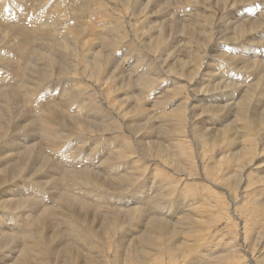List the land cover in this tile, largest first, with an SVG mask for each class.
Instances as JSON below:
<instances>
[{"label":"rangeland","instance_id":"rangeland-1","mask_svg":"<svg viewBox=\"0 0 264 264\" xmlns=\"http://www.w3.org/2000/svg\"><path fill=\"white\" fill-rule=\"evenodd\" d=\"M188 1L0 0V264H264V0Z\"/></svg>","mask_w":264,"mask_h":264},{"label":"bare ground","instance_id":"bare-ground-1","mask_svg":"<svg viewBox=\"0 0 264 264\" xmlns=\"http://www.w3.org/2000/svg\"><path fill=\"white\" fill-rule=\"evenodd\" d=\"M39 1H40V0H39ZM42 1H43V0H42ZM190 1H191V0H190ZM220 1H221V0H220ZM262 1H263V0H262ZM188 2H189V1L187 0V3H188ZM229 2H230V1H229ZM233 2H234V1L232 0V3H233ZM251 2H252V1H251ZM55 3H56V2H55ZM147 3H148V2H147ZM187 3H186V4H187ZM189 3H190V2H189ZM232 3H230V4H232ZM216 4H217V3H216ZM230 4H229V6H230ZM242 4H243V3H242ZM1 5H2V4H1ZM44 5H45V4H44ZM56 5H57V4H56ZM190 5H192V4H190ZM225 5H226V4H225ZM262 5H263V4H262ZM178 6H179V5H178ZM227 6H228V5H227ZM182 7H184V6H182ZM231 7H232V5H231ZM103 8H104V7H103ZM179 8H180V7H179ZM232 8H233V7H232ZM24 9H25V8H24ZM24 9H23V10H24ZM37 9H38V8H37ZM43 9H44V8H42V10H43ZM66 9H67V8H66ZM19 10H20V9H19ZM23 10H22V11H23ZM25 10H26V9H25ZM38 10H39V9H38ZM52 11H53V10H52ZM100 11H101V10H100ZM261 11H262V10H261ZM30 12H31V11H30ZM43 13H44V12H43ZM108 13H109V12H108ZM260 13H261V12H260ZM53 14H54V13H53ZM197 14H198V13H197ZM240 14H241V13H240ZM263 14H264V13H263ZM56 15H57V14H56ZM56 15H55V16H56ZM241 15L243 16V14H241ZM62 16H63V15H62ZM109 16H110V15H109ZM261 16H263V15H261ZM228 17H229V16H228ZM243 17H244V16H243ZM258 17H260V16H258ZM258 17L256 16V17H252V18H258ZM55 18H56V17H54V19H55ZM58 18H60V17H58ZM226 18H227V17H226ZM260 18H261V17H260ZM26 19H27V18H26ZM34 19H35V18H34ZM41 19H42V18H41ZM52 19H53V18H52ZM61 19H62V17H61ZM191 19H192V18H191ZM224 19H225V18H224ZM258 19H259V18H258ZM20 20H21V19H20ZM31 20H32V19H31ZM45 20H46V19H45ZM55 20H57V19H55ZM189 20H190V19H189ZM226 20H227V19H226ZM252 20H253V21H254V20L256 21L257 19H252ZM59 21H60V20H59ZM59 21H56V22H59ZM239 21H240V20H239ZM243 21H244V20H243ZM257 21H258V20H257ZM257 21H256V22H257ZM259 21H260V20H259ZM259 21H258V22H259ZM261 21H262V20H261ZM20 22H21V21H20ZM60 22H61V21H60ZM211 22H212V21H211ZM219 22H220V21H219ZM245 22H246V21H245ZM248 22H250V21H248ZM31 23H32V22H31ZM48 23H49V19H48ZM48 23H47V25H48ZM187 23H188V22H187ZM232 23H233V22H231V24H232ZM240 23H243V22L241 21ZM240 23H239V24H240ZM261 23L263 24V22H260V23H259V26L261 25ZM45 24H46V23H45ZM224 24H225V23H224ZM234 24H235V22H234ZM237 24H238V22H237ZM243 24H244V23H243ZM255 24H257V23H255ZM255 24H253V25L255 26ZM34 25H35V24H34ZM186 25H187V24H186ZM246 25H247V24H246ZM253 25H251V26L253 27ZM44 26L46 27V25H44ZM112 26H113V25H112ZM237 26L239 27V25H237ZM237 26H236V27H237ZM241 26H242V25H241ZM247 26H248V25H247ZM261 26H262V25H261ZM23 27H24V26H23ZM25 27H27V26H25ZM244 27H245V26H244ZM249 27H250V25L248 26V30H251V27H250V28H249ZM262 27H264V26H262ZM19 28H20V27H19ZM115 28H116V27H115ZM224 28H225V27H224ZM241 28H243V27H241ZM241 28H240V29H241ZM255 28H256V27H255ZM258 28H259V27H258ZM27 29H29V28L27 27ZM48 29H49V28H48ZM171 29H172V28H171ZM226 29H227V28H226ZM226 29H225V31H226ZM245 29H246V27H245ZM256 29H257V28H256ZM20 30H22V29H20ZM23 30H24V29H23ZM23 30H22V31H23ZM242 30H243V29H242ZM26 31H27V30H26ZM29 31H30V30H29ZM29 31H28V32H29ZM31 31H32V30H31ZM31 31H30V32H31ZM50 31H51V30H50ZM74 31H75V30H74ZM222 31H224V30H222ZM230 31H231V30H230ZM232 31H236V28H235L234 30L232 29ZM232 31H231V32H232ZM17 32H18V31H17ZM228 32H229V31H228ZM18 33H19V32H18ZM23 33H25V32H23ZM50 33L52 34V32H50ZM55 33H56V31H55ZM57 33H58V32H57ZM233 33H234V32H233ZM256 33H257V32H256ZM20 34H21V32H20ZM48 34H49V33H48ZM66 34H67V33H66ZM236 34L239 35V34L237 33V31H236ZM24 35L26 36V34H24ZM53 35H54V34H53ZM205 35H206V34H205ZM237 35H236V36H237ZM263 35H264V32H262V36H263ZM21 36H22V34H21ZM27 36H28V35H27ZM16 37H17V36H16ZM22 37H23V36H22ZM77 37H78V36H77ZM23 38H26V37H23ZM205 38H206V37H205ZM219 38H220V37H219ZM229 38H230V37H229ZM238 38H239V37H238ZM26 39H28V38H26ZM217 39H218V38H217ZM23 40H24V39H23ZM189 41H190V40H189ZM9 42H10V41H8V43H9ZM25 42H26V41H25ZM18 43H19V41H18ZM10 44H11V42H10ZM26 44H27V43H26ZM29 44H30V43H29ZM68 44H69V43H68ZM104 44H105V43H104ZM28 46H29V45H28ZM231 47H232V46H231ZM28 48H29V47H28ZM260 48H261V47H260ZM257 49H258V48H257ZM262 49H263V48H261L260 51H263ZM26 50H27V49H25V51H26ZM87 50H88V49H87ZM253 50H254V49H253ZM21 51H22V50H20V52H21ZM30 51H31V53H34V52L32 51V48H31ZM23 52H24V50H23L22 53H20V54H24ZM104 53H105V52H104ZM182 53H183V52H182ZM20 54H18V55H20ZM27 54H29V53L27 52ZM250 54H251V53H250ZM259 54H260V53H259ZM261 54H262V53H261ZM14 55H15V54H14ZM100 55H101V54H100ZM105 55H106V54H105ZM172 55H173V53H172ZM21 56H22V55H21ZM23 56H24V55H23ZM31 56H32V55H31ZM34 56H35V55H34ZM88 56H89V55H88ZM224 56H226V55H224ZM255 56H256V55H255ZM258 56H260V55H258ZM98 57H99V56H98ZM226 57H227V56H226ZM21 58H22V57H21ZM31 58H32V57H31ZM34 58H35V57H34ZM91 58H92V56H91ZM26 59H27V58H26ZM176 59H177V58H176ZM179 59H180V58H179ZM229 59H230V58H229ZM20 60H21V59H20ZM35 60H36V59H35ZM45 60H46V59H45ZM91 60H92V59H91ZM33 61H34V60H33ZM28 62H29V61H28ZM36 62H39V61L36 60ZM43 62H44V61H43ZM118 62H119V61H118ZM40 63H41V62H40ZM94 63H95V62H94ZM97 63H98V62H97ZM99 63H100V62H99ZM105 63H106V62H105ZM35 64H37V63H35ZM31 65H33V64L31 63ZM31 65H29V66H31ZM85 65H86V64H85ZM123 66H124V65H123ZM94 67H95V64H94ZM31 68H32V67H31ZM33 68H34V67H33ZM33 68H32V69H33ZM37 68H38V67H37ZM46 68H48V67H46ZM90 68H93V66L91 65ZM95 68H96V67H95ZM98 68H99V67H98ZM29 69H30V67H29ZM35 69H36V68H35ZM100 69H101V67H100ZM37 70H38V69H37ZM98 71H99V70H98ZM30 72H31V71H30ZM36 72H37V71H36ZM49 72H50V71H49ZM38 73H39V72H38ZM194 73H195V72H194ZM211 73H212V72H211ZM31 74H32V72L30 73V75H31ZM34 74H35V73H34ZM34 74H33V75H34ZM9 75H10V74H9ZM211 75H212V74H211ZM28 76H29V75H28ZM40 76H41V74H40ZM80 76L83 77L82 75H80ZM88 76H89V75H88ZM209 76H210V74H209ZM35 77H36V76H35ZM44 77H45V76H44ZM213 77H214V76H213ZM215 77H216V76H215ZM31 78H32V77H31ZM89 78H90V77H89ZM85 79H86V78H85ZM39 80H40V79H39ZM78 80H79V79H78ZM87 80H88V79H87ZM203 80H204V79H203ZM28 81H29V79H27V83H29ZM2 82H3V81H2ZM2 82H1V83H2ZM25 82H26V81H25ZM37 82H38V81H37ZM19 83H20V82H19ZM27 83H24V84L22 83V84H23V85H25V84L27 85ZM30 83H31V82H30ZM35 83H36V82H35ZM16 84H17V83H16ZM22 84H21V85H22ZM31 85H32V84H31ZM34 85H35V84H34ZM77 85H78V84H77ZM79 86H80V87L77 86V89L80 88V90H81V85H79ZM32 87H33V85H32ZM61 87H62V86H61ZM212 87H213V86H212ZM2 88H4V87H2ZM83 88H84V87H83ZM4 89H5V88H4ZM32 89H33V88H32ZM62 89H63V88H62ZM74 89H75V88H74ZM203 89H204V88H203ZM6 90H7V89H6ZM30 90H31V87H30ZM33 90H34V89H33ZM82 90H83V89H82ZM82 90H81V91H82ZM1 91H2V90H1ZM1 91H0V92H1ZM18 91H19V90H18ZM34 91H35V90H34ZM34 91H33V92H34ZM57 91H59V90H57ZM67 91H68V89H66V92H67ZM72 91H73V90H72ZM74 91H75V90H74ZM10 92H11V91H10ZM76 92H78V91H76ZM76 92H75V93H76ZM7 93H9V92H6V93L2 92V95H0V98H1V97L4 98L6 95L8 96ZM35 93H36V92H35ZM9 94H10V93H9ZM14 94H15V93H14ZM76 94H77V93H76ZM10 95H11V94H10ZM35 95H36V94H35ZM74 95H75V94H74ZM25 96H26V95H25ZM59 96H60V95H59ZM65 96H66V95H65ZM67 96H68V95H67ZM72 96H73V95H72ZM28 97H30V96H28ZM34 97H35V96H34ZM70 97H71V96H70ZM70 97H69V98H70ZM73 97H74V96H73ZM73 97H72V99H73ZM78 97H79V96H78ZM88 97H89V96H88ZM206 97H207V96H206ZM10 98H11V97H10ZM17 98H18V97H17ZM60 98H61V97H60ZM81 98H82V97H81ZM170 98H171V97H170ZM25 99H26V98H25ZM82 99H83V98H82ZM82 99H81V100H82ZM90 99H91V98H90ZM247 99H248V98H247ZM11 100H12V99H11ZM58 100H59V99H58ZM62 100H64V99H62ZM76 100H77V99H76ZM79 100H80V97H79ZM13 101H15V100H13ZM18 101H19V100H18ZM18 101H17V102H18ZM31 101H32V100H31ZM85 101H86V100H85ZM85 101H83V102H85ZM94 101H95V100H94ZM238 101H239V100H238ZM23 102H24V101H23ZM64 102H67V101L65 100ZM72 102H73V101H72ZM83 102H82V103H83ZM13 103H14V102H13ZM36 103H37V102H36ZM53 103H54V102H53ZM78 103H79V102H78ZM87 103H88V102H87ZM16 104H18V103H16ZM70 104H72V103H70ZM85 104H86V102H85ZM89 104H90V106H92L91 103H89ZM235 104H236V103H235ZM22 105H23V104H22ZM74 105H75V104H74ZM36 106H37V105H36ZM65 106H66V105H65ZM75 106H78V105H75ZM79 106H80V104H79ZM38 107H39V105H38ZM65 108H66V107H65ZM75 108H76L77 111H78V108H77V107H75ZM83 108H84V106H83ZM83 108H82V109H83ZM192 108H193V107H192ZM239 108H240V107H239ZM220 109H221V108H220ZM68 110H69V109H68ZM83 110H84V109H83ZM83 110H82V111H83ZM98 110H99V109H98ZM148 110H149V109H148ZM239 110H240V111H243V110H241V109H239ZM46 111H47V110H46ZM64 111H65V110H64ZM79 111H81V109H80ZM84 111H85V110H84ZM84 111H83V112H84ZM92 113H94L93 109H92ZM26 114H27V113H26ZM86 114H87V113H86ZM168 114H169V113H168ZM6 115H9V114H6ZM81 115H82V113H81ZM261 115H262V114H261ZM60 116H61V114H60ZM86 116H87V115H86ZM1 117H3V116H1ZM8 117H9V116H7V118H8ZM77 117H78V116H77ZM80 117H82V116H80ZM237 117L239 118L240 116H237ZM28 118H29V117H28ZM8 119H9V118H8ZM49 119H50V118H49ZM76 119H77V118H76ZM82 119H83V118H82ZM88 119H89V118H88ZM109 119H110V118H108V120H109ZM6 121H7V120H6ZM10 121H11V120H10ZM45 121H47V120H45ZM75 121H76V120H75ZM84 121H85V119H84ZM251 121H253V120H251ZM1 122H2V121H1ZM8 122H9V121H8ZM29 122H30V121H29ZM47 122H48V121H47ZM88 122H91V121H87V123H88ZM92 122H94V120H93ZM95 122L98 123V120H97V121L95 120ZM95 122H94V124H95ZM6 123H7V122H6ZM38 123H39V122H38ZM81 123H82V122H81ZM83 123H84V122H83ZM31 124H32V123H31ZM41 124H42V123H41ZM50 124H51V123H50ZM50 124H49V125H50ZM52 124H53V123H52ZM73 124H74V122H73ZM90 124H92V123H88V124H86V125L89 126ZM6 125H7V124H6ZM45 125H46V123H45ZM47 125H48V124H47ZM47 125H46V126H47ZM74 125H75V124H74ZM76 125H77V124H76ZM232 125H233V124H232ZM252 125H254V124H252ZM1 126H2V125H1ZM17 126H18V125H17ZM19 126H20V125H19ZM32 126H33V125H32ZM43 126H44V124H43ZM43 126L41 127L42 129L45 128V127H43ZM51 126H52V125H51ZM77 126H79V125H77ZM93 126H94V125H93ZM95 126H96V125H95ZM98 126H99V125H98ZM105 126H106V125H105ZM38 127H39V126H38ZM226 127H227V125H226ZM0 128H2V127H0ZM5 128H6V127H4V129H5ZM7 128H8V127H7ZM23 128H24V127H23ZM32 128H35V127H32ZM89 128H90V127H89ZM97 128H98V127H97ZM97 128H96V129H97ZM4 129H3V130H4ZM46 129H47V128H46ZM93 129H94V128H93ZM0 130H2V129H0ZM8 130H9V129H8ZM39 130H40V129H39ZM34 131H35V129H34ZM53 131H54V130H53ZM4 132H5L4 134H6V131H5V130H4ZM30 132H31V131H30ZM92 132H93V131H92ZM0 133H1V132H0ZM2 133H3V132H2ZM14 133H15V132H14ZM47 133H48V132H47ZM29 134H30V133H29ZM31 134H32V133H31ZM38 134H39V133H38ZM98 134H99V133H98ZM50 135H51V134H50ZM245 135H246V134H245ZM20 136H21V135H20ZM26 136H27V135H26ZM30 136H31V135H30ZM33 136H34V135H33ZM33 136L31 137L32 139H33ZM44 136H45V135H44ZM55 136L57 137V136H59V135L57 134V135H55ZM34 137H35V136H34ZM45 137H46V136H45ZM244 138H245V137H244ZM17 139H18V138H17ZM25 139H26V138H25ZM245 139H246V138H245ZM30 140H31V139H30ZM37 140H39V139H37ZM65 140H66V138H65ZM25 141H26V140H25ZM25 141H24V142H25ZM33 141H34V139H33ZM33 141H32V143H33ZM22 142H23V141H22ZM24 142H23V144H24ZM26 142H27V141H26ZM29 142H30V141H29ZM63 142H64V141H63ZM84 142H85V141H84ZM15 143H16V142H15ZM15 143H14V144H15ZM32 143H31V144H32ZM60 143H61V142H60ZM242 143H243V142H242ZM29 144H30V143H29ZM33 144H34V143H33ZM33 144H32V145H33ZM85 144H86V143H85ZM108 144H109V143H108ZM27 145H28V144H27ZM61 145H62V144H61ZM30 146H31V145H30ZM23 147H24V145H23ZM88 147H89V146H88ZM16 148H17V147H16ZM18 148H19V147H18ZM20 148H21V145H20ZM54 148H55V147H54ZM54 148H53V149H54ZM78 148H79V147H78ZM101 148H102V147H101ZM107 148H109V146H108ZM241 148H242V147H241ZM31 149H32V148H31ZM31 149L27 150V149H26V146H25V147H24V152L27 150V151L25 152V154H26L27 152H30ZM44 149H45V148H44ZM63 149H64V148H63ZM90 149H91V148H90ZM54 150H55V149H54ZM65 150H66V149H65ZM101 150H102V149H101ZM109 150H110V149H109ZM35 151H36V150H35ZM66 151H67V150H66ZM104 151H105V150H104ZM104 151H103V152H104ZM31 152H32V155H33V151H31ZM40 152H42V151L40 150ZM40 152H39V153H40ZM69 152H70V151H69ZM105 152H106V151H105ZM109 152H110V151H109ZM109 152H108L107 154H109ZM113 152H114V151H113ZM113 152H110V153L112 154ZM35 153H36V152H35ZM124 153H125V151H124ZM124 153H123V154H124ZM238 153H239V152H238ZM30 154H31V153H30ZM41 154H42V153H41ZM68 154H69V153H68ZM89 154H90V153H89ZM99 154H101V153H99ZM20 155H21V154H20ZM37 155H38V154H37ZM39 155H40V154H39ZM39 155H38V156H39ZM61 155H62V154H61ZM69 155H70V154H69ZM78 155H79V154H78ZM16 156H17V155H16ZM63 156H64V155H63ZM63 156H62V157H63ZM94 156H95V155H94ZM98 156H99V155H98ZM121 156H122V155H121ZM124 156H125V155H124ZM31 157H32V156H31ZM35 157H36V156H35ZM43 157H44V156H43ZM70 157H71V156H70ZM105 157L108 159V155H105ZM109 157H110V156H109ZM39 158H41V157H39ZM39 158L37 157V159H39ZM58 158H59V157H58ZM64 158H66V157L64 156ZM64 158H62V159H64ZM71 158H72V157H71ZM19 159H20V158H19ZM23 159H24V158H23ZM32 159H33V158H32ZM41 159H42V158H41ZM111 159H113V157H112ZM114 159H115V158H114ZM34 160H35V159H34ZM64 160H65V159H64ZM81 160H82V159H81ZM88 160H89V159H88ZM103 160H104V159H103ZM22 161H23V160H22ZM27 161H28V160H27ZM86 161H87V160H86ZM101 161H102V160H101ZM104 161H105V160H104ZM113 161L116 162L117 160H116V161L113 160ZM113 161H112V163H113ZM120 161H122V160H120ZM23 162H24V161H23ZM29 162H30V161H29ZM64 162H65V161H64ZM89 162H90V161H89ZM105 162H106V161H105ZM26 163H27V162H26ZM34 163H35V162H34ZM40 163H41V162H40ZM80 163H81V162H80ZM86 163H87V162H86ZM108 163L111 165L110 162H107V163H105L106 165L104 164V165H105L104 167L108 166ZM63 164H64V163H63ZM117 164H119V163H117ZM102 165H103V164H101V166H102ZM115 165H116V164H115ZM85 166H86V165H85ZM116 166H119V165H116ZM65 167H66V166H65ZM86 167H87V166H86ZM119 167H120V166H119ZM20 168H21V167H20ZM81 168H82V166H81ZM115 168H116V167H115ZM121 169H123V168H121ZM27 170H28V169H27ZM68 170H69V169H68ZM116 170H117V169H116ZM116 170H115V171H116ZM0 171H1V170H0ZM80 171H81V170H80ZM109 171H110V169L108 170V173H109ZM72 172H73V171H72ZM89 172H91V171H89ZM95 172H97V171H95ZM123 172L125 173V171H123ZM123 172H122V173H123ZM78 173H79V172H78ZM113 173H114V172H113ZM96 174H98V173H96ZM100 174H102V173H100ZM106 174H107V173H106ZM109 174H110V173H109ZM111 174H112V173H111ZM89 175H91V174H89ZM89 175H88L86 178H88ZM107 175H108V174H107ZM119 175H121V174L119 173ZM123 175H124V174H123ZM94 176H95V175H94ZM94 176H93V177H94ZM117 176H118V175H117ZM121 176H122V175H121ZM124 176H125V175H124ZM124 176H122V177H124ZM91 177H92V175H91ZM103 177H106V176L103 175ZM78 178H80V177H78ZM81 178H82V177H81ZM94 178H95V177H94ZM94 178H92V179L90 178V179L93 180ZM124 178H125V177H124ZM125 180H126V179H125ZM132 181H133V180H132ZM34 182H35V181H34ZM14 183H15V182H14ZM93 183H94V182H93ZM93 183H92V184H93ZM124 183H125V182H124ZM125 184H126V183H125ZM24 185H26V184H24ZM149 185H150V184H149ZM26 186H27V185H26ZM88 186H89V185H88ZM89 187H90V186H89ZM23 188H24V187H23ZM23 188H21V189H23ZM25 188H26V187H25ZM81 188H82V187H81ZM115 188H116V187H115ZM27 189H29V188H27ZM135 191H136V190H135ZM140 191H141V190H140ZM31 192H32V191H31ZM139 193H140V192H139ZM142 193H143V192H142ZM18 194H19V193H18ZM20 194H21V192H20ZM28 194H30V193H28ZM184 194H185V193H184ZM22 195H23V194H22ZM97 195H98V194H97ZM160 195L162 196L161 193H160ZM95 196H96V195H95ZM135 196H136V195H135ZM83 198H84V197H83ZM133 198H134V197H133ZM135 198H136V197H135ZM141 198H142V197H141ZM141 198H140V200H141ZM74 199H75V198H74ZM155 199H156V198H155ZM155 199H154V201L157 200V199H156V200H155ZM183 199H184V198H183ZM7 200H9V199H7ZM82 200H83V199H82ZM148 200H149V199H148ZM1 201H2V200H1ZM3 202H4V201H3ZM41 202H42V201H41ZM147 202H148V201H147ZM161 202H162V201H161ZM79 203H80V202H79ZM156 203H157V202H156ZM82 204H83V203L81 202V205H82ZM85 204H86V203H85ZM126 204H127V203H126ZM140 204H141V203H140ZM145 204H146V203H145ZM154 204H155V203H154ZM157 204H158V203H157ZM19 205H20V204H19ZM35 205H36V204H35ZM79 208H80V207H79ZM165 208H166V207H165ZM85 210H86V209H85ZM104 211H105V210H104ZM166 212H167V211H166ZM168 213H169V212H168ZM155 217H156V216H155ZM159 218H160V217H159ZM105 221H106V220H105ZM105 221H104V222H105ZM112 221H113V220H112ZM158 221H159V220H158ZM160 222H162V221H160ZM160 222H158V223L155 222V223L160 225ZM162 223H163V225H164L166 222H162ZM162 223H161V224H162ZM21 224H22V223H21ZM62 224H63V223H62ZM172 224H173V223H172ZM63 225H64V224H63ZM163 225H162V227H163ZM165 225H166V224H165ZM165 225H164V226H165ZM90 226H91V225H90ZM151 226H152V225H151ZM160 226H161V225H160ZM166 226H168V225H166ZM172 226H173V225H172ZM190 226H191V225H190ZM17 227H18V226H17ZM149 227H150V226H149ZM165 228H166V227H165ZM172 228H173V227H172ZM175 228H176V227H174V230H175ZM147 229H148V228H147ZM151 229H152V228H151ZM156 229H157V228H156ZM167 229H169V228L167 227ZM195 229H196V228H195ZM149 230H150V228H149ZM161 230H162V229H161ZM171 231H172V230H170V233H171ZM195 231H196V230H195ZM197 231H198V230H197ZM147 232H149V231H147ZM170 233H169V234H170ZM174 233H175V232H173V234H174ZM15 234H16V233H15ZM15 234H14V235H15ZM58 234H59V233H58ZM16 235H17V234H16ZM16 235H15V236H16ZM63 235H64V234H63ZM87 235H88V234H87ZM149 235H150V233H149ZM171 235H172V234H171ZM183 235H184V234H183ZM188 235H189V234H188ZM69 236H70V235H69ZM69 236H68V237H69ZM150 236H151V235H150ZM172 236H173V235H172ZM174 236H175V235H174ZM189 236H190V235H189ZM40 237H41V236H40ZM70 237H72V236H70ZM79 237H80V236H79ZM61 238H62V237H61ZM76 238H77V235H76ZM76 238H74V239H76ZM144 238H145V236H144ZM79 239H81V238H79ZM37 240H38V239H37ZM187 240H188V239H187ZM26 241H27V240H26ZM198 241H199V240H198ZM208 241H209V240H208ZM35 242H36V241H35ZM65 242H66V241H65ZM30 243H31V242H30ZM179 243H181V242H179ZM182 243H183V242H182ZM187 244H188V243H187ZM205 244H206V243H205ZM183 245H184V244H183ZM185 245H186V244H185ZM185 245H184V246H185ZM188 245H189V244H188ZM36 246H37V245H36ZM175 246H176V245H175ZM186 246H187V245H186ZM2 247H3V246H2ZM69 247H70V246H69ZM39 248H40V247H39ZM188 248H189V247H188ZM26 249L28 250V248H26ZM26 249H25V250H26ZM41 249H42V248H41ZM44 249H45V248H44ZM44 249H43V250H44ZM50 249H51V248H50ZM34 250H35V249H34ZM44 251H45V250H44ZM42 252H43V251H42ZM50 252H51V251H50ZM34 253H35V251H34ZM39 253H40V252H39ZM55 253H56V252H55ZM24 256H25V255H24ZM26 258H27V257H26Z\"/></svg>","mask_w":264,"mask_h":264}]
</instances>
